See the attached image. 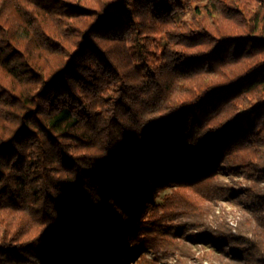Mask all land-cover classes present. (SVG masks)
I'll return each mask as SVG.
<instances>
[{
  "label": "trees",
  "instance_id": "obj_1",
  "mask_svg": "<svg viewBox=\"0 0 264 264\" xmlns=\"http://www.w3.org/2000/svg\"><path fill=\"white\" fill-rule=\"evenodd\" d=\"M238 200L264 227V0H0V264H264Z\"/></svg>",
  "mask_w": 264,
  "mask_h": 264
},
{
  "label": "rangeland",
  "instance_id": "obj_2",
  "mask_svg": "<svg viewBox=\"0 0 264 264\" xmlns=\"http://www.w3.org/2000/svg\"><path fill=\"white\" fill-rule=\"evenodd\" d=\"M156 6V5H155ZM155 6L150 5V11L153 13L156 12ZM208 26L210 27V30H213L217 33V31L220 32H230L232 31L231 24L229 23H221L220 29H215L214 22L207 21ZM148 38L144 36H130L129 38H126L125 45L126 49L129 52L130 56L132 57L133 64L136 65L138 63L137 56L139 55L140 49H141V43L144 42V40L147 41ZM209 50L210 46H202V47H196L193 51L196 50ZM205 50V51H206ZM224 181H226L230 188L233 189V192L236 193H243V189H246V186L250 185V182L247 179L241 178V177H234V179L229 178L228 176H223ZM169 193V190H166V193H160L157 197V202L160 203L162 201V198L166 194ZM244 198V197H243ZM209 213L215 212V218H214V225L215 227L219 225V222H224L229 227V232L233 235L234 241H239V243H236L238 245V249H246L247 244L245 243L246 239H252L256 243L257 240L253 236V231L256 229L257 231L263 230V226L259 224V220L256 219L255 215H253V210L251 208V205H249L248 202L243 200L233 201L231 202H221L218 203V206L216 208H211L209 210ZM210 222V218L208 219ZM187 235H192L197 233L194 229H186L184 230ZM227 231V232H228ZM189 243V242H188ZM190 248L187 251L186 255L182 257L180 260L179 255L174 254V257H172L168 261H161L160 264H198L200 260H197L203 256V254H207V248H204V245L202 244H191L189 243ZM226 252L227 257H221L219 259V256H217L215 253L208 254L207 259H209L207 262H204L205 264H252L246 262V256H241L238 250L232 252ZM238 252V253H237ZM230 254H238L240 255V261L232 260ZM149 259H155V256L151 252H147L145 254ZM223 255V254H222ZM194 257V258H193ZM250 259V258H249ZM195 260L197 262H195ZM264 261V260H263ZM258 262V261H256Z\"/></svg>",
  "mask_w": 264,
  "mask_h": 264
}]
</instances>
